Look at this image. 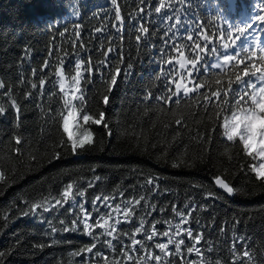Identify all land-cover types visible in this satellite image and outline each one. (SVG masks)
<instances>
[{
	"label": "trees",
	"instance_id": "1",
	"mask_svg": "<svg viewBox=\"0 0 264 264\" xmlns=\"http://www.w3.org/2000/svg\"><path fill=\"white\" fill-rule=\"evenodd\" d=\"M157 2L145 0L141 4V0H117L124 22L122 27H114L116 5L110 0H0V81L5 84V88H0V105L6 108V113L0 115V169L7 177L6 182L0 183V252L4 253L0 264H105V258L132 264L121 255L126 250L124 246L131 243L127 236H121L122 243L113 241L115 248L103 244L101 236L93 252L99 250L102 256H76L74 253L90 246L93 238L80 232L52 233V227H60L59 219H71L63 209L43 216L39 213L23 215L29 210L25 201L30 204L43 197L58 196L69 181H77L82 188H87L88 183L94 185L87 188L84 198L87 201L84 207L89 211H92L91 201L96 195L115 194L118 190L123 191L121 200L130 195H144L146 200L141 201L142 208L155 206L158 209L151 215L138 209L132 224L118 226L124 232L138 225L139 216H147L148 223L154 220L176 223L172 206L187 211L183 206L188 204L196 209L192 213L191 226L203 233L197 246L206 261L264 264V184L254 179V174L248 170L247 165L252 161L240 142H229L223 136L222 120L218 119L230 116L234 105L229 102L221 109H213L209 104L205 111L202 96L182 97L178 104L165 105L157 99L163 91L162 83L155 80L160 52L169 48L172 41L185 44V55L188 54V42L182 39L186 35L185 28L191 29L195 38L197 21L211 32L223 27L224 20L242 25L256 9H264V3L260 0H191L189 4L166 0L172 5L166 9L168 15L173 19L176 15L181 17L183 26L176 31L171 27L172 21L162 19L165 10L155 13ZM141 7L143 13L139 12ZM138 23L149 28L148 36L140 44L134 39L139 34ZM97 28L102 31H96ZM101 46L113 50L109 53L110 70L112 64H121L119 57L133 67L126 78H118L117 86L110 93L106 89L107 75L94 72L90 83L81 84L84 105L74 103L82 109L80 123L83 114L95 115L103 111L108 128L85 125L79 130L91 128L95 146L79 155L65 149L61 159H51L56 150L54 144L62 138V133L47 117L49 108L56 111L61 104L58 96L49 95L55 77L51 73L44 77L50 82L42 94L30 89L29 84H38L45 60L51 64L57 55L62 56L67 51L70 54L78 52L80 58L90 55L95 62L103 59L97 51ZM70 59L66 58L65 62L69 76L73 74L68 72ZM213 62L214 58L208 60V63ZM121 71L128 72V69L121 67ZM217 78L225 83L229 78L234 79L231 64L222 71L213 69L197 77L198 80L207 79L212 87H216ZM29 91L33 95L26 98L25 93ZM148 92L152 94L151 99L146 97ZM103 95H109V104L101 103ZM12 99L20 107L19 119L11 107ZM177 119L183 121V126L175 123ZM15 136L21 137V145L14 143ZM17 147L22 154L19 158L13 153ZM217 176L233 187L232 194L217 189L214 182ZM148 177L158 178L157 189L149 191L150 186L145 185ZM209 193L215 196L206 198ZM101 212L106 214L103 208ZM97 218L93 212L92 220ZM155 226L159 232L168 229L164 223ZM100 231L95 229V233ZM240 238L245 242L236 243L238 255L234 261L232 246ZM136 239L143 240L144 236L138 234ZM167 239L157 236L145 244L153 255L163 256L153 245ZM185 243L191 246L187 240ZM136 247L138 251L130 254L146 259L144 250L139 245ZM172 249L170 245L169 250ZM246 250L251 251V260L243 257ZM181 256L183 258L173 251L165 260H170L171 264H187L188 261L200 264L201 257L195 252L182 251Z\"/></svg>",
	"mask_w": 264,
	"mask_h": 264
},
{
	"label": "snow or ice",
	"instance_id": "2",
	"mask_svg": "<svg viewBox=\"0 0 264 264\" xmlns=\"http://www.w3.org/2000/svg\"><path fill=\"white\" fill-rule=\"evenodd\" d=\"M185 2L190 4L191 0H181V3ZM260 2L264 3V0H260ZM110 3L116 5L114 13L116 23L113 26L116 27L118 25L122 27L124 17L121 15L117 0H110ZM144 3L145 0H141V4ZM171 7V3H166V0H158L154 11L156 14H161L162 10H165L162 19L172 21L171 27L179 31L183 26L181 17L180 15H176L173 19L172 16H169L166 9ZM139 12L143 13L144 8H139ZM196 23L198 27L195 29V38H193V32L189 28H185L186 35L182 38L188 42L186 46L187 55H185V44L175 41L171 42L169 48L160 52L161 61L155 74V80L161 81L163 91L157 99L163 101V104L168 105L170 103L178 104L182 97L192 99L202 96L205 111H207L209 104L212 105L213 109H221L223 105L231 102L234 105V110L231 111L230 116L218 117V119L222 120V123H220L222 134L229 142L237 140L240 142L244 153L252 161L247 165L248 170L254 174V179L264 184V150L258 147L255 142L250 146L253 135L257 138L264 136V127L257 129L254 122V118L256 120L264 118V38H257V33L264 36V9L255 10L254 15L242 25H232L224 20L223 27H218L215 32L205 29L200 21ZM136 30L139 34L135 35L134 39L137 44H140L148 36L149 28L144 26L143 23H138ZM96 31L99 32L102 29L97 28ZM173 35H175V32H173ZM165 43L169 42L165 41ZM81 47H83L82 44ZM97 51L101 53L103 59L95 62H93L90 55L86 58H80L78 52L70 54L67 51L62 56L57 55L51 64L48 60H45L40 69L42 77L39 78L38 84L36 82L29 84L30 89L39 90L42 94L45 85L50 82L49 79L44 77H47L49 73L55 77V84L52 89H49V95L58 96L61 104L59 110L53 111L49 108L47 117L62 133V138L54 144L56 150L52 153L51 159H61L65 149L75 155L91 150L95 146L93 131L91 128H84L83 132L79 130L85 125H102L104 128H108L103 111L95 115L85 113L82 116V123L79 122L82 109H78L74 102H79L81 106L85 103L81 84L82 82L90 83V78L94 72H99L102 76L106 74V89L110 93L117 86L118 78H126L133 65L131 63L125 64L123 58L119 57L121 64H112L110 70L109 53L113 51L112 48L101 46L97 48ZM51 55V52H49L50 57ZM69 57L71 59L68 63V72L73 73L70 76L66 73L65 68L66 58ZM210 58H214L213 63H208ZM229 64H231V68L234 70V79L229 78L227 83L217 78L214 81L216 87H212L207 79H197L205 71L210 72L213 69L222 71ZM121 67L128 69V72L122 73ZM46 68L48 69L47 73L45 72ZM32 75L33 77L36 76L35 69L32 70ZM216 75L219 76V72ZM0 88H5V84L2 81H0ZM32 95V91L25 93L26 98H30ZM146 97L151 99V92L146 93ZM10 103L12 109L17 113V119H19L20 107L14 99ZM101 103L103 105L109 104V95H103ZM5 113L6 108L0 105V115ZM175 123L183 126V121L179 119ZM108 135H111L110 131ZM13 140L16 145L23 143L19 136L13 137ZM259 144L264 145V140H259ZM13 153L17 158L22 155L19 147L14 148ZM31 158L33 160L36 159L35 156ZM172 166L179 167V164H173ZM98 179L99 177H97ZM157 179L153 177L146 179L145 185L150 186L149 191L158 188ZM6 181L5 171L0 169V183ZM215 184L228 194L234 192L233 187L229 186V183L220 176L215 178ZM145 185H141L140 187L143 188ZM91 187H94V185L88 183L87 188ZM87 188L80 187L77 181H69L66 185L62 186L58 196L43 197L40 201L31 202L30 204L25 201L29 210L24 211L23 215L29 216L39 213L40 216H43L44 213L58 212L60 209H63L71 219H59L58 223L60 227H52V233L59 231L65 233L80 232L93 238L90 246H85L74 253L76 256L87 254L102 256L99 250L95 253L93 252V249L97 248V243L100 242L101 236L104 237L103 244L109 248H115L113 241L122 243L121 236H127L131 243L124 246L126 250L121 255L127 261H131L132 264H171V261L165 260V258L172 256L173 251L181 258H183L181 256L182 251L188 254L195 252L197 256L201 257L200 264H212L211 261H206L201 248L197 246L201 243L203 233L197 232L191 226L192 213L196 210L195 208L185 204L183 209H187V211H184L173 205L171 212L177 218L176 223H173L172 220L162 222L154 220L152 223H148L147 216H139L138 225L134 226L130 232H124L118 226L122 223L132 224L133 218L137 217L138 209L145 211L147 215H151L152 212L158 211V209L155 206L143 209L141 201L146 200L144 195H139L138 197L130 195L121 200L123 191L118 190L115 194L96 195L91 201L92 211H89L84 207V204L87 202L84 199ZM214 196V193H209L206 198ZM77 197L80 199L77 200ZM118 200L120 202H115ZM65 205L68 206L65 207ZM101 208L106 210V214L101 212ZM93 212L98 216L94 221L92 220ZM7 218L5 216V220ZM48 222L50 223V221ZM156 223H164L168 225V229L159 232L156 229ZM196 223L198 224L199 221H196ZM234 223H239V221H235ZM145 224H148L147 229L145 228ZM184 225L188 226L184 227ZM97 228L101 230L99 233H95V229ZM221 231H224L223 227ZM138 234L143 235L144 239H136V235ZM157 236L168 238L166 242L155 243L153 245L163 253V256L153 255L145 244V241H153ZM185 240L191 246L186 245ZM244 242V239L240 238L233 243L234 261L238 255L235 251L236 243L242 244ZM137 245L140 246V249L144 250L146 259L130 254L138 251ZM170 245L173 246L171 251L169 250ZM208 250L211 251V247ZM3 255L4 253L0 252V257H3ZM243 257H248L251 260V251H244ZM105 264H121V262L108 261L105 258ZM187 264H196V262L188 261Z\"/></svg>",
	"mask_w": 264,
	"mask_h": 264
},
{
	"label": "clouds",
	"instance_id": "3",
	"mask_svg": "<svg viewBox=\"0 0 264 264\" xmlns=\"http://www.w3.org/2000/svg\"><path fill=\"white\" fill-rule=\"evenodd\" d=\"M254 122H255V124H256L257 129L262 128V127L260 126V124H261V119H260V120H256V119L254 118ZM83 131H84V130H82L81 132H83ZM259 140H264V136H260L259 138H257L255 135H253V138H252V140L250 141V146L252 145L253 142H255V143L257 144L258 147H261L262 150H264V145H260V144H259Z\"/></svg>",
	"mask_w": 264,
	"mask_h": 264
},
{
	"label": "rangeland",
	"instance_id": "4",
	"mask_svg": "<svg viewBox=\"0 0 264 264\" xmlns=\"http://www.w3.org/2000/svg\"><path fill=\"white\" fill-rule=\"evenodd\" d=\"M262 8L260 9H256V10H261ZM254 15V14H253ZM252 15V16H253ZM257 38L258 39H261V38H264V36H262L260 33H257ZM261 127H264V118L261 119V124H260Z\"/></svg>",
	"mask_w": 264,
	"mask_h": 264
},
{
	"label": "water",
	"instance_id": "5",
	"mask_svg": "<svg viewBox=\"0 0 264 264\" xmlns=\"http://www.w3.org/2000/svg\"><path fill=\"white\" fill-rule=\"evenodd\" d=\"M222 178V177H221ZM214 182H215V180H214ZM216 185V184H215ZM216 187H217V189L219 190V191H221V192H223V193H225V194H228L225 190H223V189H221V188H219V186L218 185H216Z\"/></svg>",
	"mask_w": 264,
	"mask_h": 264
}]
</instances>
